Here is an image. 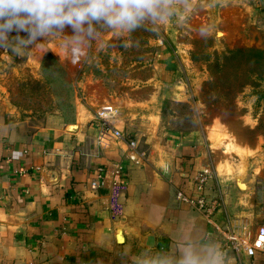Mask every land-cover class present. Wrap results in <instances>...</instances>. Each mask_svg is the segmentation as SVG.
<instances>
[{
	"label": "crops",
	"instance_id": "1",
	"mask_svg": "<svg viewBox=\"0 0 264 264\" xmlns=\"http://www.w3.org/2000/svg\"><path fill=\"white\" fill-rule=\"evenodd\" d=\"M194 1L178 0V9ZM31 55L32 65L42 58ZM111 105L112 125L135 150L127 140L101 146L96 112L82 107L71 122L14 120L0 108V264H179L185 251L209 248L224 264H264V252L246 253L264 220V163L231 161L209 132L163 130L158 114L131 117ZM202 172L218 204L212 222L177 198L196 195ZM227 232L239 253H224Z\"/></svg>",
	"mask_w": 264,
	"mask_h": 264
},
{
	"label": "rangeland",
	"instance_id": "2",
	"mask_svg": "<svg viewBox=\"0 0 264 264\" xmlns=\"http://www.w3.org/2000/svg\"><path fill=\"white\" fill-rule=\"evenodd\" d=\"M172 4L175 17L158 29L117 36L99 28L76 56L62 45L69 26L39 40L35 65L0 50V108L14 120L71 122L79 107L95 114L113 103L131 117L161 116L163 130L209 132L231 161L264 163V8L254 0H195L185 11Z\"/></svg>",
	"mask_w": 264,
	"mask_h": 264
},
{
	"label": "clouds",
	"instance_id": "3",
	"mask_svg": "<svg viewBox=\"0 0 264 264\" xmlns=\"http://www.w3.org/2000/svg\"><path fill=\"white\" fill-rule=\"evenodd\" d=\"M175 15L172 0H0V50L30 62L31 51L42 44L37 41H51L69 26L72 34H63L62 45L76 56L86 42L99 39V28L117 36L141 27L156 30ZM179 264L224 262L219 250L209 248L204 256L185 251Z\"/></svg>",
	"mask_w": 264,
	"mask_h": 264
},
{
	"label": "built area",
	"instance_id": "4",
	"mask_svg": "<svg viewBox=\"0 0 264 264\" xmlns=\"http://www.w3.org/2000/svg\"><path fill=\"white\" fill-rule=\"evenodd\" d=\"M118 115V110L110 105L104 106L96 111L95 114V127L97 129V140L101 146H104L113 140H127L130 150L136 149V142L126 139L124 133L116 129L112 125V121ZM130 160L137 161L136 156L129 155ZM211 180V175L208 172L199 173L195 177L194 190L196 195L194 197L184 196L182 193H178L177 198L189 206L195 208L198 212L204 214L209 218V222H212L214 212L217 208V201L210 196L209 182ZM219 230V229H217ZM226 240L223 244V251L225 254L229 252H240V245L233 232L226 233ZM264 252V220L258 227L256 236L252 245L246 247V253L253 256L256 252ZM120 264H143L139 261L126 260Z\"/></svg>",
	"mask_w": 264,
	"mask_h": 264
}]
</instances>
